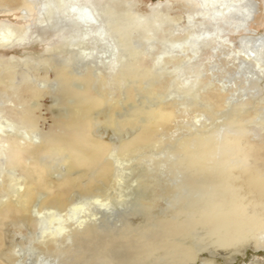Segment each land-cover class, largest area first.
Segmentation results:
<instances>
[{
  "label": "bare ground",
  "instance_id": "1",
  "mask_svg": "<svg viewBox=\"0 0 264 264\" xmlns=\"http://www.w3.org/2000/svg\"><path fill=\"white\" fill-rule=\"evenodd\" d=\"M100 2L0 0V6L9 10L22 7L29 14L38 11L33 26L0 24V49L42 43L45 53L54 52L58 56L51 54L35 65L29 57L0 59V264H23L12 259L15 246L7 243L8 226L30 228L36 225L35 214L43 210L64 212L72 193L106 205L105 190L114 183L112 159L134 157L159 142V130L168 131L174 111L161 96L167 93L173 79L155 76L152 67L168 63L179 67L185 59L188 61L196 55L200 41L209 40L213 43L212 57L222 49L226 51L227 60L213 58L219 68L227 70L228 64L238 59L237 67L245 72L253 74L255 68L264 71V36L255 38L250 29L259 12L255 0H165L148 6L151 14L147 15L135 11V5L128 0ZM238 31L247 36L241 37L236 46L232 35ZM158 33L162 34L157 37ZM137 34H143L144 40L158 38L160 46L150 59L138 49ZM50 35L57 38L55 43H45ZM149 46H153L152 41ZM17 64L23 66L20 79ZM104 70H109V74L105 75ZM193 78L194 82L208 87L210 93L199 114L209 118L226 107V94L220 87ZM47 83L59 93L64 102L61 106L72 109L67 116L58 112L47 130H43L36 112L44 87L41 85ZM107 85L115 86L117 95L109 94ZM138 90L146 94L148 106L140 108L135 103ZM106 101L109 112H104L103 124L114 130L118 144H104L91 133L92 112H101ZM122 103L135 108L125 114L117 127L115 113L122 109ZM247 104H232L227 115L231 119L239 116ZM257 113L255 110L249 113L248 120ZM127 130L135 132L124 139L120 134ZM255 131L250 133L238 125L233 132L217 133L212 138L194 137L178 147L175 162L168 167L174 168L179 182L173 189H163L166 198L170 197L175 204L167 212L171 215L166 213L155 219L151 238L136 244V237L129 245H115L113 249L99 229L95 230L86 216L78 217L75 210L71 213L74 224L69 226V233L61 234L68 227L52 216L51 224L53 220L57 222L46 228L35 240L34 247L42 256H57L60 250H65L62 255L70 261L61 264H95L96 261L117 264L118 261H110V252L117 256L121 251L129 264L152 252L161 253L164 264H191L200 251L210 254L219 250L240 251L254 241L255 247L264 246V152L258 147L259 133ZM217 150L222 151L216 153ZM52 153L63 156L65 172L57 181L47 178L42 164V158ZM4 169L20 170L21 175L14 180L15 177L3 175ZM151 194L155 197L154 190ZM175 196L181 197L175 199ZM129 233L132 237V231ZM68 235L72 243L62 247ZM192 238L195 250L194 246L189 248L180 242ZM95 239L99 243L91 248V241ZM175 239L179 242H174ZM38 264H47V259ZM200 264H209V261L203 259Z\"/></svg>",
  "mask_w": 264,
  "mask_h": 264
},
{
  "label": "rangeland",
  "instance_id": "2",
  "mask_svg": "<svg viewBox=\"0 0 264 264\" xmlns=\"http://www.w3.org/2000/svg\"><path fill=\"white\" fill-rule=\"evenodd\" d=\"M107 1L108 0H101L100 3L104 4ZM129 1L135 5V11L147 15L151 14L148 6L151 5L152 7L153 5H156L161 1L164 2L165 0H128V2ZM255 1L258 4L259 12L256 15L254 23L250 24V29L252 32L251 36L256 38L264 36V0ZM37 13V9L29 14L22 7H19L15 10H9L6 6H0V24L6 23L15 25L17 27H30L34 25V22L37 18ZM24 15L27 16L25 19H23ZM161 34L162 33H158L157 37H159ZM137 36L139 37V41L137 42L138 49L144 53H147V59H150L149 56H152L153 53L156 52L157 47L160 46L158 38L154 40H144L143 34H137ZM243 36H247V34L239 31L234 33L232 35L233 43L238 46L240 38ZM48 39L49 40L45 43L50 44L57 41V38L52 35L48 36ZM151 41L153 46L150 47L149 43ZM212 51V42L209 40L200 41L196 55H193V57L188 61L185 59V61H183L179 67H173L170 63L164 66H158L157 68L152 67V72L155 76L171 77L173 79V83L170 84L167 93L161 96L163 100L173 106L172 109L174 111V115L168 126V131L164 133L159 130V142L144 149L142 152H140V154L134 157H121L118 158V161L117 158L116 161L115 159H112V163L114 164V183L109 187V189L107 188L105 190V192L107 191L106 193L108 194V200L105 201L107 202L106 205H101L89 197L72 193L69 196L70 204L64 212L58 213L54 210H43L41 214H35L37 218L36 225L30 228H26L22 225L18 228L12 225L8 226L5 236L7 237V243L10 245V247L15 246L14 251L12 252L13 260H15L17 263L23 264H38L43 258L47 259V264H61L62 262L66 263L67 261H70L67 256L62 255V253H65V250L63 249L60 250L57 256L40 255L37 249L34 247V242L37 238L43 235V232L46 230V228H51L52 224H55L58 220L60 223L68 227L64 229L61 234L69 233L70 228L73 226L72 224H74L71 213L75 210L78 217L86 216V221H90L95 230L99 229L98 231L101 232V235L111 242V247L113 249H116L115 245L119 246L121 244L120 247L129 245L130 240H135L134 238L136 237V244L142 240L151 238V233L155 231V224L153 225V223H155V219L159 216L161 217L162 214L164 215L167 212L170 213L172 211L171 208H173V204H175L171 202L172 200H169V196V198H166L167 195L163 192V189L172 188L173 185L176 187L177 182H179L175 178L177 173L174 171V168L168 166L175 162L178 147L182 143L190 141L194 137L203 136L212 138L217 133L220 134L223 132H233V128L240 125L243 129L249 130L250 133H256L255 130H257L259 136L257 137L256 142L259 141L258 147L261 146L262 152H264V141H262V139L264 140V126H262L264 125V111H262L264 110V71L259 72V70L255 68L253 74L245 72L240 67H237L238 59H234L237 61L236 63L233 60L232 65L228 64L230 67H228L227 70L222 69V67L219 68L218 62H216L214 59H218L219 61L227 60L228 57H224V55H226V51L222 49L220 51L221 54L220 52H217L216 57H212ZM51 54L56 56V53L54 52L45 53V47L42 45V43H34L27 47L14 48L12 50L0 49V59L2 61L7 60L10 56H15L17 58L29 57L34 62L32 65L40 63L45 57ZM239 54V56H242L241 53ZM90 61L93 62L94 60L91 59ZM15 68L17 71V78L20 79L19 75L23 70V66L21 64H17L15 65ZM39 68L41 70L43 67L40 66ZM176 68H179V70L177 69V71H174ZM161 70H163L164 73ZM28 71L32 72V70ZM40 73H42V71H40ZM104 74L108 75L109 70H104ZM162 74L164 75L162 76ZM47 75L49 78H51L50 74ZM193 77H196V79H203L206 81L205 83L209 81L220 87V89H222V91L226 94V107L219 112L211 114L209 118H207L208 115L199 114L205 103V97H210V93L207 90L208 87H203L200 83L194 82ZM245 78L248 79L246 80ZM183 79H185V82H182ZM255 79H258V81ZM174 82L179 84H175ZM41 86L44 87L42 89V96L38 99L39 105L37 107L36 113L39 114L38 123L40 128L47 130L58 112H62L63 115L65 114V116H67L69 112H71L72 107L61 106L60 103L63 104L64 102L60 99L59 93H55V91H53L54 89H52V84L47 83L46 85ZM107 86V88H109V94L112 93L113 97L117 95V91L113 90L115 89V86ZM135 92L134 101L138 107L141 108L143 106H148L147 104L149 102L146 94L139 90ZM119 98H122V95H120ZM241 102H246L248 104L241 110V115L239 114L240 117L234 116L231 119L227 115L229 107L234 103ZM121 107L122 109L115 113L117 127L118 123L122 121L125 114L133 111L135 108L134 105L126 103H122ZM108 108V101H106L105 105L101 109V112H92L94 123L91 128V133L96 139L104 144H118V137L114 130L103 124L104 112L108 114ZM254 110L255 112H258V115L251 120H248V114L254 112ZM228 121L232 123H228ZM134 132L135 130H127L120 135H122V138L126 139L131 137ZM221 151L222 150H217L216 153H220ZM189 153H192V151H189ZM42 164L46 169L47 178L51 181L59 180L62 174L65 172L63 156L60 154L52 153L43 157ZM2 173L3 175L12 177L13 179L15 177L14 180H17L21 175L20 170L12 171L10 169H4ZM152 190L155 191V197H153L151 194ZM179 197L181 196H175L174 198L177 199ZM169 202L172 204L170 205ZM85 203L89 204L86 205ZM83 205H85V207L83 211H81L80 208ZM168 213L167 215H171ZM52 216L54 219L56 218L57 221L53 220L51 224L50 219ZM146 218H148L149 221ZM141 227L143 230L140 229ZM54 230L57 231L58 228L54 227ZM131 231L133 233L132 237L129 233ZM109 232L112 233L110 234ZM136 234L138 236H135ZM119 236L122 239L119 238V241H117ZM124 237L127 238L128 241ZM112 238L114 239L110 241ZM138 239L140 241H138ZM120 240L124 241L121 242ZM175 240L173 241L176 243L179 242L178 240ZM180 242H182L183 246L189 248L195 245L193 238L182 240ZM71 243V237L68 235L62 243V247ZM98 243V239L92 240V247H90L94 248ZM254 245H256L255 241L252 242L251 246H246L240 251L219 250L216 251V254L200 251L199 254L195 255V259L191 262V264H200L201 260L203 259L208 260L209 264H264V246L255 247ZM192 248L195 250V246ZM119 250L121 251L122 249L118 248V251ZM110 253L111 257L109 256V259L111 262L116 263V261H118L117 264H119V262L120 264L122 262H124L122 264H129L127 263L128 261L125 260V255L122 254V251L117 256L113 252ZM138 258L139 259L136 262L132 261L130 264H164L161 253L159 252H152L148 256L143 255L139 256ZM95 264H99V262L96 261Z\"/></svg>",
  "mask_w": 264,
  "mask_h": 264
}]
</instances>
